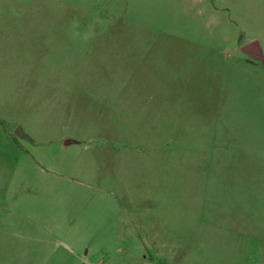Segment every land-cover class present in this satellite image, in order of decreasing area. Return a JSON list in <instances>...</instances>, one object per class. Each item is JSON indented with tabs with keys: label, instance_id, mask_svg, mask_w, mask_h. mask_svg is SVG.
Returning <instances> with one entry per match:
<instances>
[{
	"label": "rangeland",
	"instance_id": "obj_1",
	"mask_svg": "<svg viewBox=\"0 0 264 264\" xmlns=\"http://www.w3.org/2000/svg\"><path fill=\"white\" fill-rule=\"evenodd\" d=\"M252 40L264 0H0V264H264Z\"/></svg>",
	"mask_w": 264,
	"mask_h": 264
},
{
	"label": "water",
	"instance_id": "obj_2",
	"mask_svg": "<svg viewBox=\"0 0 264 264\" xmlns=\"http://www.w3.org/2000/svg\"><path fill=\"white\" fill-rule=\"evenodd\" d=\"M240 51L252 59L259 60L264 63V56L261 53L259 43L257 40H252L240 47Z\"/></svg>",
	"mask_w": 264,
	"mask_h": 264
},
{
	"label": "crops",
	"instance_id": "obj_3",
	"mask_svg": "<svg viewBox=\"0 0 264 264\" xmlns=\"http://www.w3.org/2000/svg\"><path fill=\"white\" fill-rule=\"evenodd\" d=\"M258 43H259V42H258ZM259 47H260V49H261V53H262V55H263V52H262V48H261V46H260V43H259ZM263 56H264V55H263ZM263 64H264V63H263ZM74 259H75V260H73L71 264H84V261H82V258H81V257H75ZM62 262H65V261L63 260Z\"/></svg>",
	"mask_w": 264,
	"mask_h": 264
},
{
	"label": "flooded vegetation",
	"instance_id": "obj_4",
	"mask_svg": "<svg viewBox=\"0 0 264 264\" xmlns=\"http://www.w3.org/2000/svg\"><path fill=\"white\" fill-rule=\"evenodd\" d=\"M214 0H210V2H213ZM253 60H255V59H253ZM256 61H259V60H256ZM260 62V61H259ZM261 63V62H260Z\"/></svg>",
	"mask_w": 264,
	"mask_h": 264
}]
</instances>
